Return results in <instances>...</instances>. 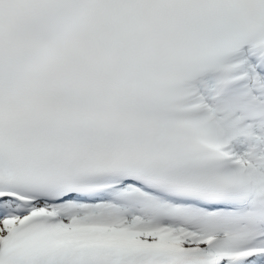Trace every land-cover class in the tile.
Segmentation results:
<instances>
[{
    "label": "snow or ice",
    "instance_id": "snow-or-ice-1",
    "mask_svg": "<svg viewBox=\"0 0 264 264\" xmlns=\"http://www.w3.org/2000/svg\"><path fill=\"white\" fill-rule=\"evenodd\" d=\"M0 264H264V0H0Z\"/></svg>",
    "mask_w": 264,
    "mask_h": 264
}]
</instances>
